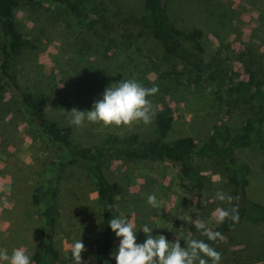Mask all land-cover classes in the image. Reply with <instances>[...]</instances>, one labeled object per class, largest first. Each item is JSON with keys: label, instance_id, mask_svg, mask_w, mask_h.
Listing matches in <instances>:
<instances>
[{"label": "rangeland", "instance_id": "obj_1", "mask_svg": "<svg viewBox=\"0 0 264 264\" xmlns=\"http://www.w3.org/2000/svg\"><path fill=\"white\" fill-rule=\"evenodd\" d=\"M91 1L103 3L112 17L117 14L115 20L126 19L131 23L129 31L122 37V32H115L110 37L115 41L109 44L99 42L84 35L61 7L50 3L22 4L13 14L16 30L34 38L37 46L23 49L12 61L10 72L21 90L47 96L39 109L49 119L58 118L69 125L78 147L99 144L110 133L152 138L154 118L148 125L119 128L87 120L81 126L70 122L67 112L74 108L90 111L108 86L129 79L147 88L158 87L148 99L155 114L166 106L172 111L167 141L191 137L199 144L218 122L226 125L231 135L240 131L253 105L248 98L252 91L247 85L249 75L241 61H249L251 54L254 60L259 58L264 75V0H166L168 16L176 28L201 32L200 78L182 61L165 59L148 31L136 26L143 0ZM249 48L252 52L246 51ZM241 83L248 86L247 96L237 104L233 91ZM60 156L36 127L28 126L16 97L6 93L0 106V250L11 255L23 247L32 255L38 249L41 224L30 196L42 183L49 164ZM235 157L249 167L247 198L264 207V154L238 149ZM192 165L196 173L193 181L183 179L177 165L166 161H112L105 167V177L114 190V207L123 218L135 221L137 243L144 242L140 230L148 225L152 236L163 235L169 243L178 239L181 247L193 238L210 243L221 253L219 264L264 262V220L258 225L242 221L230 237L215 242L207 241L196 229L193 221L199 218L217 231L215 209H230L231 204L215 199V195L218 191L231 195V191L217 164L193 158ZM59 187L60 219L52 238L58 264H75L69 246L79 239L85 246L82 261L96 264L98 206L94 188L79 165L64 169ZM151 194L159 207L148 203ZM118 245L117 238L111 256Z\"/></svg>", "mask_w": 264, "mask_h": 264}, {"label": "trees", "instance_id": "obj_2", "mask_svg": "<svg viewBox=\"0 0 264 264\" xmlns=\"http://www.w3.org/2000/svg\"><path fill=\"white\" fill-rule=\"evenodd\" d=\"M44 3L61 7L74 26L84 35H90L99 42L106 41L107 44L115 41L110 39L115 32H122L119 34L121 37L127 33L131 24L126 19L115 20L117 14L112 17L103 3H94L91 0H0V106L6 93L16 97L19 110L28 126L36 127L38 133L61 155L49 164L42 183L33 189L30 196L31 205L36 209L35 216L41 224L39 246L31 255L33 263H59V254L52 238L60 219L58 207L60 177L64 169L77 165L84 169L96 194L98 206L96 264H116L111 252L117 237L108 222L111 218L123 217L114 207V190L104 174L105 167L112 161L158 160L175 163L181 177L189 181L196 179L193 158L214 162L221 168L231 196L238 197V200L234 199L231 202L230 208L238 206L239 214L238 223L226 219L218 225L217 231L227 238L242 221L252 225L261 223L264 220V207L249 200L245 192L249 167L235 157L238 149H251L264 154V75L260 59L254 60L251 54L249 61H241L249 75L247 85L252 91L248 98L253 105L250 107V117L244 121L237 134L231 135L228 127L218 122L199 144H195L191 137L167 141L172 124V111L166 106L156 112L153 136L149 140H140L136 134L120 137L110 133L105 135L99 144L86 148L78 147L73 141L69 125L60 123L58 118L49 119L39 109V105L47 101V96L43 93L35 94L21 90L15 76L10 72L12 61L23 49H36L37 46L34 38L22 36L16 30L13 21L14 11L22 4ZM135 23L136 26L148 31L164 52L165 59L182 61L196 78L202 76L200 55L203 50L199 42L201 32L196 29L184 32L176 28L168 16L166 0H143L142 14ZM246 51L252 52V49ZM212 79L215 81L216 76L213 75ZM248 86L245 87L241 83L234 88V103L238 104L246 99L247 95L244 93Z\"/></svg>", "mask_w": 264, "mask_h": 264}, {"label": "clouds", "instance_id": "obj_3", "mask_svg": "<svg viewBox=\"0 0 264 264\" xmlns=\"http://www.w3.org/2000/svg\"><path fill=\"white\" fill-rule=\"evenodd\" d=\"M158 91L157 86L147 88L135 79L120 80L104 90L102 98L93 103L90 111H79L74 108L67 113L71 116L70 122L76 126H81L85 120L104 127H129L135 123L148 125L152 123L155 115L152 102L148 98ZM215 199L231 204L234 199L238 200V197L218 191ZM148 203L154 208L160 206L154 194L148 196ZM213 216L217 224H222L226 219L238 223V206L230 209L217 207ZM193 223L207 241L225 239L219 231L211 230L205 221L197 218ZM108 224L119 239L118 248L112 253L116 264H208L209 260L212 264H219L221 260V253L204 240L189 239L187 246L181 247L180 240L176 239L175 243H169L163 235L152 236L153 229L144 225L140 232L144 233L145 240L138 244L134 220L117 217L111 218ZM69 247L75 264H87L81 259V254L85 251L81 239ZM0 262L33 264L31 255L23 247L14 249L11 255L7 250H0Z\"/></svg>", "mask_w": 264, "mask_h": 264}]
</instances>
